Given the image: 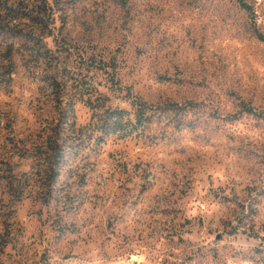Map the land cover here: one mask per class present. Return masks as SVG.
I'll return each mask as SVG.
<instances>
[{"label":"rangeland","instance_id":"rangeland-1","mask_svg":"<svg viewBox=\"0 0 264 264\" xmlns=\"http://www.w3.org/2000/svg\"><path fill=\"white\" fill-rule=\"evenodd\" d=\"M46 2L0 0L44 45L0 52V264H264V0Z\"/></svg>","mask_w":264,"mask_h":264},{"label":"trees","instance_id":"trees-1","mask_svg":"<svg viewBox=\"0 0 264 264\" xmlns=\"http://www.w3.org/2000/svg\"><path fill=\"white\" fill-rule=\"evenodd\" d=\"M45 8L38 9L35 17L32 19L37 20V23H44V28L47 25V18L52 11V6H46L47 2L44 0L43 3ZM244 7L248 8L247 5L244 4ZM249 9V8H248ZM1 14V12H0ZM41 14V15H39ZM8 20L0 21V52H3V57L5 58L7 64L5 68L7 69V73L10 75L14 71V60L13 55L16 52L28 51L30 54L34 52L37 53V48L44 46L41 42V39L37 38L34 32H26L24 26L22 27V22L20 19L23 16L19 10L10 9L7 13ZM43 16V17H42ZM19 19V20H18ZM17 20V21H16ZM29 41V44L27 42ZM10 80V78H8ZM2 80H0V83ZM107 121L104 126V132H120L123 136L130 135L132 132L138 130L139 126L142 125L143 111L137 110L135 113L134 122L130 119L125 118L124 116L127 114L126 110L123 109H107ZM63 117H66V114H63ZM46 148L44 152V156L40 157L41 162L37 164L36 172L42 179V182L51 183L52 180L57 176L58 171L54 169V167L60 164V161L63 156L62 147L58 143V140L50 139L46 141ZM50 152V154L48 153ZM7 178V186L10 191H14L17 199H20L24 192V186L26 185V174H24L23 181H18L15 185L13 184V179H17L16 176L9 175ZM50 185H48L49 187ZM50 198V189L47 193L41 195L42 200H48Z\"/></svg>","mask_w":264,"mask_h":264}]
</instances>
